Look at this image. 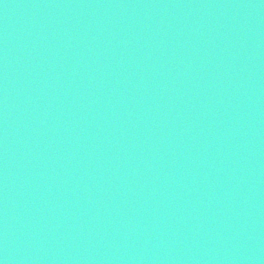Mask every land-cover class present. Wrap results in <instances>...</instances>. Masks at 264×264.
Instances as JSON below:
<instances>
[{
  "label": "water",
  "instance_id": "obj_1",
  "mask_svg": "<svg viewBox=\"0 0 264 264\" xmlns=\"http://www.w3.org/2000/svg\"><path fill=\"white\" fill-rule=\"evenodd\" d=\"M0 264H264V0H0Z\"/></svg>",
  "mask_w": 264,
  "mask_h": 264
}]
</instances>
